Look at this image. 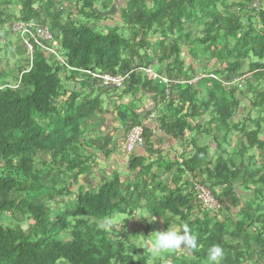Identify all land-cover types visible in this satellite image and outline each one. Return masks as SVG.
<instances>
[{"label":"trees","instance_id":"obj_1","mask_svg":"<svg viewBox=\"0 0 264 264\" xmlns=\"http://www.w3.org/2000/svg\"><path fill=\"white\" fill-rule=\"evenodd\" d=\"M116 3L123 25L105 33L101 14ZM18 21L48 27L53 41L34 44L32 64L21 39L13 68H1L0 56V264H211L213 245L224 249L222 264H264V0H0V30L15 33ZM1 39L5 58L15 51ZM155 59L162 77H208L167 96L144 71ZM94 74L129 75L126 90ZM141 87L164 104V131L198 132L192 156L173 190L143 160L130 161L134 180L116 174L95 188L90 149L109 153L110 143L90 133L108 98ZM115 110L129 128L140 125L129 106ZM185 174L211 188L218 212L199 206L180 184ZM118 215L128 220L116 224ZM135 218L152 222L148 234L187 226L198 247L156 255L137 239ZM103 220L111 226L100 228Z\"/></svg>","mask_w":264,"mask_h":264},{"label":"crops","instance_id":"obj_2","mask_svg":"<svg viewBox=\"0 0 264 264\" xmlns=\"http://www.w3.org/2000/svg\"><path fill=\"white\" fill-rule=\"evenodd\" d=\"M114 13V7L109 12L102 13L101 15L105 16V19L100 25H105H102L103 27L112 26ZM187 59V64L192 65L193 72H196L198 66L193 64L189 57ZM152 64L153 66L151 67L155 69L156 59ZM124 89L125 87L120 89L119 92H123ZM123 105L129 106L135 112L140 125L145 129L147 140L145 147H137L131 154L126 152L125 147L126 138L130 130L129 124L123 123L119 118V111L115 110L116 107ZM107 106L108 110L104 120L96 130L91 131L90 136L92 138L109 139V153L104 151L96 152V150L90 149L92 153H96L97 167L93 170V174L88 176L87 183H92L93 187L96 188L103 177H113L116 174L122 175L125 181L134 180L138 175V170H129L130 161L138 162L143 160L146 165L153 164L152 173L158 177L157 184L161 182L170 190L176 189L175 183L179 177L178 170L183 168L184 161L192 156L194 151L192 141L198 132L191 133L188 131L185 136L181 137L164 131L159 121L163 114L164 104L159 96L153 92L146 91L143 87L136 94L130 93L124 97H120L118 94L113 95L107 99ZM209 121L208 115L199 120L198 123L201 125L202 131L209 127ZM192 125L195 126V123H192ZM169 130L171 131V129ZM210 139V137L202 135L199 140L204 145L210 143ZM210 144H212L211 155H214L216 145L213 142ZM205 178L200 177L201 180H205ZM194 183V175L185 174L180 179L182 186L189 187L187 192L194 191ZM145 217L148 218V216Z\"/></svg>","mask_w":264,"mask_h":264},{"label":"built area","instance_id":"obj_3","mask_svg":"<svg viewBox=\"0 0 264 264\" xmlns=\"http://www.w3.org/2000/svg\"><path fill=\"white\" fill-rule=\"evenodd\" d=\"M12 30L15 34H18L20 39L22 40L24 46L28 51V55L30 56L31 64L33 59L34 52V44L42 45L43 41H53V34L48 27L40 26L35 24L34 22H23L18 21L12 24ZM55 53V50H51ZM145 73L150 76V78L154 81H159L167 88V96H171L170 87L172 85H181V84H194L202 79L208 77L206 75H198L194 80L191 81H181V80H171L168 77L160 76L152 67H147L144 69ZM94 78H98L103 81L104 86L114 87L118 89H123L126 85L127 80L129 79V75H100L94 74ZM211 78H216V76L211 75ZM146 139H145V129L142 125H134L130 128L127 138H126V152L131 154L137 147H145ZM193 190L195 192V199L198 202L199 206L213 211L218 212L221 209V204L213 194L211 188L203 184L202 182H195Z\"/></svg>","mask_w":264,"mask_h":264},{"label":"rangeland","instance_id":"obj_4","mask_svg":"<svg viewBox=\"0 0 264 264\" xmlns=\"http://www.w3.org/2000/svg\"><path fill=\"white\" fill-rule=\"evenodd\" d=\"M122 6V4H115L114 5V10H115V13L113 14V17H114V21H113V25L112 26H118V27H120L121 28V26L123 25V22H122V19H121V15H120V11H119V8ZM15 9V16L16 17H18L19 16V7H16V8H14ZM103 25V24H102ZM101 25V26H102ZM103 26H105V25H103ZM109 28H112V27H109ZM109 28H107V27H103V31L105 32V33H107L108 31H111L112 29H109ZM7 29L5 28V29H3V30H0V37L1 38H3V39H1V42H2V48H7L8 47V49H10V48H12L15 52L14 53H12V54H10L8 57H5L4 58V54H5V52L4 51H2L1 53H0V56L2 57V59H3V61H2V66H1V68H3V69H7V68H13L19 61H21L22 60V58H23V55H21V54H18L17 53V49H15V47L19 44V41H20V37L17 35V34H15V33H13L11 30H10V32H11V34L10 35H8V36H6L5 35V33H7ZM4 36V37H3ZM188 60V59H187ZM192 67V66H191ZM248 100H245L244 99V104L245 105H248ZM240 118V117H239ZM126 220H128L127 219V217L125 216V215H118V216H116L114 219H113V222L114 223H116V224H121V223H123L124 221H126ZM130 223H131V227L133 226V227H135V228H138V230L140 229V231L137 233L138 234V240L140 241V242H142L143 244H147L148 246V248L150 249V250H152V248H151V246H150V241L151 240H153L154 239V237H155V234H156V232H158L159 231V227H158V229H155L154 231H153V233L152 232H150L149 234L147 233L148 232V227H153L154 225L152 224V222H150V224H147V223H145V222H143L142 224L140 223V222H142V220H139L138 218L136 219H133V221H129ZM149 225V226H148ZM155 227V226H154ZM156 228V227H155ZM173 230H175V231H177L178 229L177 228H175V229H173ZM184 252H187V249L185 248V249H182ZM158 253H156V255H157Z\"/></svg>","mask_w":264,"mask_h":264},{"label":"clouds","instance_id":"obj_5","mask_svg":"<svg viewBox=\"0 0 264 264\" xmlns=\"http://www.w3.org/2000/svg\"><path fill=\"white\" fill-rule=\"evenodd\" d=\"M100 228L104 229L111 226L109 220L100 222ZM153 253L177 251L182 248L196 249L198 247L197 237L191 234V231L184 227V231L167 230L156 232L153 240L150 241ZM224 249L219 245H213L208 253V259L211 264H222L224 260Z\"/></svg>","mask_w":264,"mask_h":264}]
</instances>
